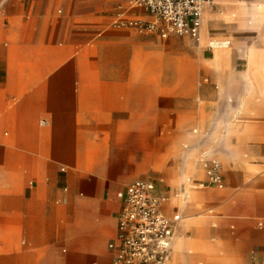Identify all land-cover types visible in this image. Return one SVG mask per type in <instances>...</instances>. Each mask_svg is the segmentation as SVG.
I'll return each mask as SVG.
<instances>
[{"label":"crops","instance_id":"0c3cea01","mask_svg":"<svg viewBox=\"0 0 264 264\" xmlns=\"http://www.w3.org/2000/svg\"><path fill=\"white\" fill-rule=\"evenodd\" d=\"M24 1L28 23L16 0L13 23L0 26V126L13 114L26 132L10 146L0 137V264H111L126 187L138 178L156 184L167 216L180 217L169 264H264V0L205 6V44L202 29L189 35L196 41L185 38L194 56L182 86L175 74H143L125 62L100 75L85 60L12 62L5 35L34 57L47 32L45 0ZM145 63L158 65L131 66ZM163 115L169 122L160 124ZM105 124L127 131L126 143L116 134L90 167L88 132ZM166 126L173 136L163 135ZM204 156L221 161L223 187L209 180Z\"/></svg>","mask_w":264,"mask_h":264},{"label":"rangeland","instance_id":"374dc122","mask_svg":"<svg viewBox=\"0 0 264 264\" xmlns=\"http://www.w3.org/2000/svg\"><path fill=\"white\" fill-rule=\"evenodd\" d=\"M15 1L0 0V26L7 27L13 23L14 18L10 13L15 11ZM45 3L47 6V32L44 36L45 40L41 44V49L37 51L36 56L33 57L30 54L28 56V51L23 55V48L17 46L19 44H17L18 38H14V36L5 35L1 40L2 44L9 50L8 58L12 62L28 57H44L63 61L85 60L95 64V67L91 69H95L97 75L107 74L106 70H111L115 66L117 68L120 65L119 62H125L124 64L128 65L129 70L139 69L143 71V74H154L160 77L168 76L169 73L175 74L176 79L180 81L177 85L182 86L184 84L185 64L189 59H193L194 56L190 46L185 42V38L188 37L193 41H196V38L174 33L167 38H161L159 34L139 32L129 25H116L114 23L117 18L115 13L120 6H127L126 0H45ZM28 6V3L22 0L21 14H23V18H18L22 23H28L29 21H24L28 17V15L24 14L30 10ZM35 7L36 9L34 10L38 12L37 5ZM140 16L141 18H150L148 14ZM236 37L237 39L238 37H245L246 39V36L240 35ZM137 60H153L156 61L158 67H152L151 63H149L150 65L145 63L140 67L131 66ZM73 68V66H69L67 69L71 70ZM96 86L99 91L102 83L98 81ZM166 96L167 93L161 91V99ZM13 104L14 101L12 100L6 101L7 112L12 111ZM97 105L100 107L97 108V111H105L104 103L98 97ZM43 118L45 117L38 116L35 119L34 122L38 128L45 127L47 124L43 125L41 123ZM98 118L105 123H108L110 119L109 116L103 114H99ZM6 119V123L0 126V137L8 142L10 146L14 145L16 140L24 138L26 132L23 129L17 130V118L13 114ZM159 122L160 124L169 122L168 115H163ZM175 123H178V119H175ZM102 127L88 132L89 142H91L89 147L91 155L90 167L99 162L102 154L109 152L116 134L119 143H126L127 131H111L109 124H105ZM6 131L8 134H5ZM35 133L36 137L40 136V130ZM163 135L165 137L173 136L174 130L166 126L163 130ZM133 145L129 150H131L134 160L136 159L133 162L137 164L142 154L141 150L135 144ZM133 162H131V165ZM62 163L70 165V163L65 161ZM126 163L123 162L122 164L126 165ZM137 176L135 175L134 177Z\"/></svg>","mask_w":264,"mask_h":264},{"label":"built area","instance_id":"2783aa9c","mask_svg":"<svg viewBox=\"0 0 264 264\" xmlns=\"http://www.w3.org/2000/svg\"><path fill=\"white\" fill-rule=\"evenodd\" d=\"M116 12L115 24L131 26L139 32L198 37L205 6L214 0H126ZM142 9L150 18L136 14ZM133 13V14H131ZM128 14V16H127ZM209 180L223 187L222 163L204 156ZM204 185V184H201ZM165 196L157 192L156 184L147 179H134L126 187L123 207L118 216V228L109 247L114 250L111 264H169L179 215L167 216L162 209ZM259 221L258 225L263 226Z\"/></svg>","mask_w":264,"mask_h":264},{"label":"bare ground","instance_id":"6f19581e","mask_svg":"<svg viewBox=\"0 0 264 264\" xmlns=\"http://www.w3.org/2000/svg\"><path fill=\"white\" fill-rule=\"evenodd\" d=\"M202 21H203V14H202ZM201 24H202V26H201V27H202V28H201V29H202V32H201L202 34H201V42H200V43H201V45H204V44H205V40H204V32H205V28H204V23H201ZM198 37H199V36H198ZM210 43H212V46H213L212 48L215 49V48H216V44H215V42H212V41H211ZM221 48H222V47H221ZM245 54H246V53H245ZM246 56H247V54H246ZM256 70H257V68H255V67H251V68H250V75L253 76V75L255 74V71H256ZM251 76H250V77H251Z\"/></svg>","mask_w":264,"mask_h":264}]
</instances>
